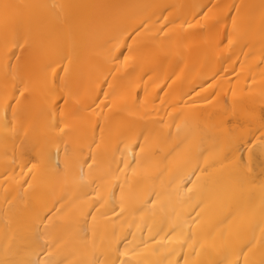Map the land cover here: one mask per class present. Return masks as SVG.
<instances>
[{
    "label": "bare ground",
    "instance_id": "6f19581e",
    "mask_svg": "<svg viewBox=\"0 0 264 264\" xmlns=\"http://www.w3.org/2000/svg\"><path fill=\"white\" fill-rule=\"evenodd\" d=\"M0 264H264V0H0Z\"/></svg>",
    "mask_w": 264,
    "mask_h": 264
}]
</instances>
